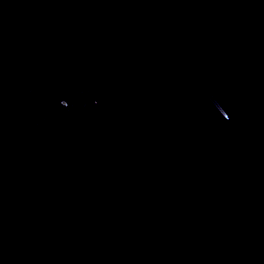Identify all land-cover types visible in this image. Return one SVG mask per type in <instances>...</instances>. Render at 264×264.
<instances>
[{"label": "water", "instance_id": "obj_1", "mask_svg": "<svg viewBox=\"0 0 264 264\" xmlns=\"http://www.w3.org/2000/svg\"><path fill=\"white\" fill-rule=\"evenodd\" d=\"M0 264H264V0H0Z\"/></svg>", "mask_w": 264, "mask_h": 264}]
</instances>
